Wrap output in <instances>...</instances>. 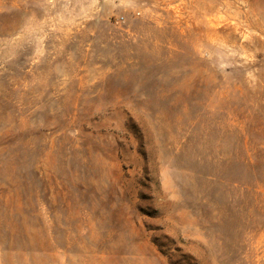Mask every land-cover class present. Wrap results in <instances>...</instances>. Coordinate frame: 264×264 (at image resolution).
<instances>
[{
  "label": "rangeland",
  "instance_id": "obj_1",
  "mask_svg": "<svg viewBox=\"0 0 264 264\" xmlns=\"http://www.w3.org/2000/svg\"><path fill=\"white\" fill-rule=\"evenodd\" d=\"M0 264H264V0H0Z\"/></svg>",
  "mask_w": 264,
  "mask_h": 264
}]
</instances>
